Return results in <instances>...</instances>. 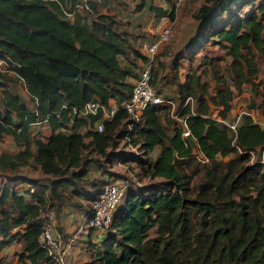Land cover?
I'll return each instance as SVG.
<instances>
[{
    "label": "trees",
    "instance_id": "16d2710c",
    "mask_svg": "<svg viewBox=\"0 0 264 264\" xmlns=\"http://www.w3.org/2000/svg\"><path fill=\"white\" fill-rule=\"evenodd\" d=\"M168 1L149 8L174 19ZM97 2L0 0V138L12 144L0 150V264H55L37 241L40 209L57 213L68 205L87 215L114 161L134 162L138 179H125L106 225L80 223L87 233L100 230L98 239H82L90 264H264V160L250 161L264 149V124L251 111L263 106L264 117V97H254L264 85V0H200L182 47L163 44L153 60L150 83L175 101L173 113L184 118L199 153L170 114V102L147 104L137 119L124 110L130 78L146 56L127 21ZM168 53L166 79L158 58ZM161 80L173 84L169 94ZM247 86L245 110L230 116L234 95ZM88 99L116 106L100 130L93 122L101 107L80 112ZM22 165L41 177L19 172ZM140 176L149 183L140 185ZM22 181L34 188L17 192ZM14 241L17 248L3 250Z\"/></svg>",
    "mask_w": 264,
    "mask_h": 264
},
{
    "label": "built area",
    "instance_id": "2783aa9c",
    "mask_svg": "<svg viewBox=\"0 0 264 264\" xmlns=\"http://www.w3.org/2000/svg\"><path fill=\"white\" fill-rule=\"evenodd\" d=\"M170 1L175 6V8H177L184 0ZM173 20L174 19H169L162 24L157 38L149 42L143 41L140 43L139 48L141 49L142 53L145 54L146 59L145 62H143V66L141 67L139 74L131 84L128 97L121 102L124 110L133 119H137L141 110L149 103H157L166 100L167 102L171 103L172 107L175 106V102L173 100L164 99V97L155 91L150 83L151 65L153 63L154 56L159 51L161 44L168 41L173 28ZM3 62L4 60L0 58V63ZM23 89L26 92L24 87ZM191 100V96H187L185 99V101ZM97 107L102 108V116L100 119H96L93 122V126L97 130H100L102 128V118L110 117L113 114L116 106L111 104L107 108H103L102 104L97 99H88L83 103L80 112L83 114L94 112ZM182 122V133L185 135L189 130L186 128L184 118H182ZM235 122V120L230 121L228 124L234 128ZM262 151L264 152V149H262ZM263 152L261 158L256 159V161L264 160ZM252 154L253 153H251L250 161L256 162L253 161ZM3 181L4 180L0 179V186ZM125 185V178L115 177L105 180L100 191L98 192V195L94 199L90 200V211L87 215H82L81 224L91 227H101L106 225L111 218V211L113 207L120 200L124 192ZM33 188L34 185L30 182H27V189L32 190ZM39 217L42 222V227L37 235V241L42 247L45 248L46 252L51 256L55 264H68L74 237L69 235L62 237L54 231L52 208H41L39 211Z\"/></svg>",
    "mask_w": 264,
    "mask_h": 264
},
{
    "label": "rangeland",
    "instance_id": "374dc122",
    "mask_svg": "<svg viewBox=\"0 0 264 264\" xmlns=\"http://www.w3.org/2000/svg\"><path fill=\"white\" fill-rule=\"evenodd\" d=\"M102 1L103 0H98L99 3L102 2ZM108 1H110V0H108ZM199 1L200 0H184L182 2V4L179 7L176 8V15H175V18L173 20V28H172V31H171V34H170V37H169L168 41H166L164 43V45L166 43L167 44L169 43L172 49H176V48L182 47L181 46V42L183 43L185 41V39L188 36L187 34H188L189 30L192 28V26H191V23H192L191 21H192V17H193L192 16V9L198 4ZM116 2H119V6H120V9H121L120 10L118 8V11H119V15H117L118 18H120L121 20H123V17H128V18L129 17H132L131 13L133 12V10H131L130 9V6H128L129 3H132L130 0H113V3L115 5H116ZM147 2H149V0H147ZM100 6L101 5H99V7ZM149 18L152 19L151 26L154 29V31H156L157 27H159L166 20V18H162L161 24H160V21H159L158 22V26H157V21L155 20L156 19L155 16L153 17L151 14H149L148 12H145V11L140 12L139 15H138V17L135 18V19H139V20L145 21L146 19H149ZM126 29H127L128 33H129V35H132V33H133L132 27H130L128 25L126 27ZM141 41L138 40L134 44L137 45V46H139V43ZM162 47L160 48V51H161ZM212 52H220V50L217 49V48H214L212 50ZM170 54L171 53L164 54V55H162V56H160L158 58V59H163V61L165 63L164 64V69L162 68L160 73L162 75H164L162 78H166V79L169 76H168V74L164 73V71L167 68L168 61L171 59ZM157 55H159V53L158 54L157 53L155 54V56H154V62H156L155 59H156V56ZM138 61H139V63H138V66L136 68L137 74H139V71H140L141 67L143 66V62H145L143 60H138ZM151 67H152V65H151ZM185 67L186 66H185V62H184V63H182V66H181L180 69L181 70H184ZM159 78L161 79V75H160ZM134 79L135 78H133V80ZM160 83L163 85V89H165L162 93L168 92V94H169L170 89L172 88L173 84L171 82H168L167 80L166 81H164V80L162 81L161 80ZM14 88H15L16 91L19 92V94L22 97L26 95L25 94V91L23 89V86L21 85V83L17 82L15 84V87ZM153 88L156 91V88L154 86H153ZM245 88L246 89L242 90L241 92L236 93L234 95L233 99H232V110H233V112H235L236 116L238 115L239 112H242L243 110H245L246 104L249 102L250 97H251V94H249V92H248V90H249L248 89V86L245 87ZM257 92L258 93L256 95H254V97L256 99V102L262 101V99L264 97V85H260L258 87V89H257ZM160 95L162 97H164V99H167L163 94H160ZM164 101H166V100H164ZM217 109H218L217 107L213 108V112H212L213 115H216L217 114ZM262 109H263V106L261 108H254V109L251 110L252 113L254 114L255 118H257V119L260 118L261 113H262ZM173 111H174V107H171L170 114L174 118H177L179 121L182 122V118L176 116L173 113ZM231 118L232 117L228 118L227 121H229V122L232 121ZM40 130H41L42 133H46V128L41 127ZM120 147H122V149L123 150H126V151H128L127 149L132 150V151L135 150V148L133 146H130L129 144H127V145L121 144ZM11 149H12V145L8 141L3 140V139L0 138V150H11ZM197 153H199V152H197ZM252 157H253V161H256L257 158H256V155L254 153L252 154ZM225 158H227V157H225ZM108 169L111 171V173H108V176H106V179L119 177V178H125L126 180H130L132 182L133 181H136L138 179L137 176H136V174H135V171H134V170L137 171V166L132 161H129V162L114 161V162H112V164H110L108 166ZM17 170L19 172H21V173L26 174V175L41 177V174L36 169H33L32 167L27 166V165L26 166L25 165H22ZM149 181H150V179L148 177H143V176H140L139 177L140 185H146V184L149 183ZM76 208L77 207L73 206V209H76ZM52 210H53V221H54L53 223H55L54 224V231L56 233H58L59 235H61L63 232H62V229H60V225H58V223L59 222L62 223V221L67 220V218L65 217V219H64L63 218L64 217V214H59V212L58 213H55L54 212L55 210L54 209H52ZM62 211H63V213L68 214V206H67V208H64V210H62ZM60 217L63 218L62 221H61ZM74 222H76L75 223V226L73 227V230L69 232L71 234H68L69 236H73L74 237L73 244H72L73 245L72 246V249H74V247H75L74 245L75 244H79V242H81V240H82L80 238V234L77 232V228H78L79 223H81V220H79V219H78V221L74 220ZM65 234H67V233H65ZM18 246H19V243L18 242H15V241L12 242L10 244L9 251H11L14 248H17ZM68 264H73V263H71L69 261V259H68ZM74 264H90L89 263V256H88L87 252H85V253L82 252V254L80 255V258L78 260H76L74 262Z\"/></svg>",
    "mask_w": 264,
    "mask_h": 264
},
{
    "label": "crops",
    "instance_id": "0c3cea01",
    "mask_svg": "<svg viewBox=\"0 0 264 264\" xmlns=\"http://www.w3.org/2000/svg\"><path fill=\"white\" fill-rule=\"evenodd\" d=\"M130 1L132 3H129L128 6H130L131 10H133V12L131 13L132 17H129V18L128 17H123V20L127 21V24L130 27H132V30H133V34H132L133 38L132 39L134 40L133 43L137 42L138 40H140V41L142 40L141 42H143V41L149 42V41H152L153 39L157 38L159 30H160V27L162 26V24L165 21L169 20L170 18L168 16L156 17L154 15L153 11L149 8V6L150 5H158V6H161L163 8H166V7H168L170 5L169 1L168 0H149V2H147V0H143L142 5L140 7H138V8L136 7L137 0H130ZM100 3L97 2L95 4L96 7L99 8L100 10L113 12L116 16L119 15V11H118V8L120 9L119 2H116V5L113 3V0H110V1L103 0ZM99 5H101V6L99 7ZM142 11L148 12L153 17L155 16V18H156L155 20L157 21V26H158V22L159 21H160V24H161L162 18H166V20L159 27H157L156 31H154V29L151 26L152 19L149 18V19H146L145 21H142V20H139V19H135V18L138 17L139 13L142 12ZM175 15H176V12H175ZM191 22H192L191 23L192 28L189 30V32L187 34L188 35L187 38L191 35V33L193 32L194 27H195L196 20H195L194 17H192V21ZM140 43H139L138 48L140 47ZM163 44L164 43L161 44L160 48L163 46ZM182 44L183 43L181 42V45ZM160 48H159V50H160ZM139 50L141 51L140 48H139ZM0 69L1 70L5 69L4 62L0 63ZM6 71H8L9 73H12V74L15 73L13 70H11L9 68H7ZM130 79H131V82L134 81L132 78H130ZM109 102H110V105L114 103L113 100H110ZM233 115L236 116L235 112H233L232 107H231L230 116H233ZM252 115L255 118L253 113H252ZM255 119L258 120L261 124H264V117L260 116L259 119H257V118H255ZM42 127H44V126H42ZM1 139L6 140V141H8L11 144L9 136H7V135H3ZM0 179L4 180V176L1 175V174H0ZM26 187H27V182L26 181H22V182H19V183L16 184L15 190L17 192L22 193V192H24V189ZM24 195L26 196V194H24ZM67 206L68 205H62L57 210V213L59 212V214H64V217H63L64 219H65V217L67 218V220L62 221L63 218L60 217L62 223L61 222L58 223V225H60V229H62L63 233H69L70 231H72L73 227L75 226V223H76V222H74V220H76V221H78V219L81 220V217H82L81 208L73 209V207L68 206V214L63 213L62 210H64V208H67ZM77 232L80 234V238L81 239H83L84 237H87V235H89L92 239H98V237L100 235V230H97V229H94L90 233H87V229L85 227H81L80 223L78 225ZM82 244H83V242L81 240V242H79V244H75L74 245L76 248L74 247V249H72L71 254L69 256V261L71 263L74 264V262L80 258V255L82 254V252H84V253L87 252L84 249V247L82 246ZM9 247H10V245L6 246L3 250H8Z\"/></svg>",
    "mask_w": 264,
    "mask_h": 264
},
{
    "label": "water",
    "instance_id": "95a60500",
    "mask_svg": "<svg viewBox=\"0 0 264 264\" xmlns=\"http://www.w3.org/2000/svg\"><path fill=\"white\" fill-rule=\"evenodd\" d=\"M184 137L187 139L188 143L190 144V146L192 147V150L194 153L199 152V147H198V143L196 141V139L194 138V136L190 133V131H188Z\"/></svg>",
    "mask_w": 264,
    "mask_h": 264
}]
</instances>
